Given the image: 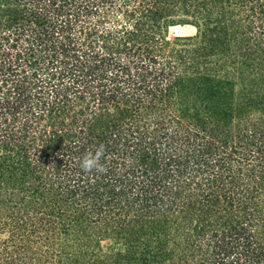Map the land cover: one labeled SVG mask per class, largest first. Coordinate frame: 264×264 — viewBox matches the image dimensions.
I'll return each mask as SVG.
<instances>
[{
	"label": "trees",
	"instance_id": "obj_1",
	"mask_svg": "<svg viewBox=\"0 0 264 264\" xmlns=\"http://www.w3.org/2000/svg\"><path fill=\"white\" fill-rule=\"evenodd\" d=\"M0 264H264V0H0Z\"/></svg>",
	"mask_w": 264,
	"mask_h": 264
},
{
	"label": "clouds",
	"instance_id": "obj_2",
	"mask_svg": "<svg viewBox=\"0 0 264 264\" xmlns=\"http://www.w3.org/2000/svg\"><path fill=\"white\" fill-rule=\"evenodd\" d=\"M103 154L104 146L102 144L97 146L93 151L86 152L80 160L81 169L86 172L92 170L103 172L104 168L100 163Z\"/></svg>",
	"mask_w": 264,
	"mask_h": 264
},
{
	"label": "rangeland",
	"instance_id": "obj_3",
	"mask_svg": "<svg viewBox=\"0 0 264 264\" xmlns=\"http://www.w3.org/2000/svg\"><path fill=\"white\" fill-rule=\"evenodd\" d=\"M195 33H196V29L191 25H177L170 29L169 37L173 39L175 37H180V36L194 35ZM108 243H109L108 241H105L104 245L107 246L109 245Z\"/></svg>",
	"mask_w": 264,
	"mask_h": 264
}]
</instances>
